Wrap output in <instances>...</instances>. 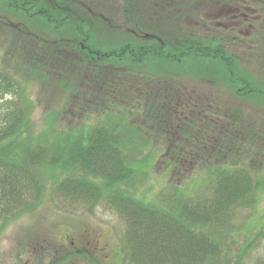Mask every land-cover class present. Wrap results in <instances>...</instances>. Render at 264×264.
Here are the masks:
<instances>
[{"label": "trees", "instance_id": "16d2710c", "mask_svg": "<svg viewBox=\"0 0 264 264\" xmlns=\"http://www.w3.org/2000/svg\"><path fill=\"white\" fill-rule=\"evenodd\" d=\"M119 2L124 23L118 25L94 0L85 3L92 13L70 0H0V236L42 205L55 173L65 175L55 192L61 202L90 209L104 202L118 214L129 264H224L231 222L264 188V132L242 121V110L224 128L211 104L181 105L185 87L170 81L174 76L149 75L161 64H188L193 74L201 72L205 86L224 78L239 102L264 97L223 49L224 36L199 31L208 32V22H198V7L234 6L238 0ZM11 16L22 18L16 27L6 19ZM186 18L196 19L198 27L183 26ZM117 61L131 73L101 75ZM89 65L96 68L86 74ZM46 79L68 94L69 109L77 99L89 100L93 89L106 94L104 109L95 111L101 120L80 125L82 130L56 131L60 114L51 112L44 131L34 136L35 105L25 84ZM66 109L61 116L71 118ZM158 159L172 185L157 203L140 197L136 183ZM198 177L210 188L188 196L186 183L193 179L198 189Z\"/></svg>", "mask_w": 264, "mask_h": 264}, {"label": "rangeland", "instance_id": "374dc122", "mask_svg": "<svg viewBox=\"0 0 264 264\" xmlns=\"http://www.w3.org/2000/svg\"><path fill=\"white\" fill-rule=\"evenodd\" d=\"M70 1L74 8L77 7L80 10L92 13L90 6H86V4L90 5V0ZM94 1L98 4L97 7L103 6L109 9L105 13H113L116 16L115 22L118 25L124 23V19L119 16L121 6L119 0ZM238 4L236 6H240V17L236 19L233 25L226 20L219 21L217 24L220 25L214 24L213 26L210 23V18L218 16L221 11L227 8L224 4L215 5L216 7H198L202 16L198 22L202 23L203 20L208 22L206 25L208 32L199 31L207 33V37L210 30L212 36L223 35V49L228 55L238 59L239 67L251 77L256 89L264 92V0H238ZM145 6H149V3H146ZM226 10L230 9L227 8ZM144 16L148 20L149 11H146ZM243 16H246V18ZM247 18L255 22L252 29H249L246 24H241ZM6 19H9L11 25L16 27L15 24L18 23L16 19L22 18L16 17L15 19L11 16ZM178 22L181 21L178 20ZM198 22L196 19L186 18L182 20V25L195 28L198 27ZM176 24L178 25L177 22ZM235 24H240V26H235ZM106 29L108 30V28ZM229 30L234 32L232 31L231 34ZM246 32L248 37L245 35ZM230 36L236 38L229 39ZM178 50L174 49L176 52ZM63 52V55H68L66 51ZM3 55L4 52L0 48V59ZM121 64L122 66H120ZM203 65L205 64L203 63ZM108 66L112 71L105 70L101 75L104 74L111 78L112 73L115 75L131 73L130 68L127 67L128 65L124 61L110 62L104 67ZM95 68L90 66L86 74H89V70ZM188 68V64H182L178 67L161 64L153 71L154 74H150L149 77L160 75V71L169 78L174 76V79L172 78L170 81H177L180 86L185 87V89L180 90L182 95L181 105L189 102L191 103L189 106L198 109L200 106L204 107L205 104H211L215 109V113L223 117L220 122H225L226 126L224 128L229 124V116L236 118V110H242L244 115L241 114V120L244 122L250 121L252 127L254 126L260 133L264 132L263 96L258 99L259 95H255V99H243V102H239L240 100L234 98L233 91L227 87L224 78L217 81L214 84L215 86L211 88L203 84L205 80L203 75H200L201 72L193 74L195 70L190 71ZM127 69L129 70L126 72ZM195 69L201 70V66ZM170 70H173V72L171 73ZM176 71H178L177 75L174 73ZM80 74L81 72L78 71L75 76L77 77ZM131 79H128L127 83ZM181 82L184 84L182 85ZM25 85L30 96L28 98L35 105L31 120L34 136L44 131L48 115L51 112L60 114L59 117L57 116L59 122L56 125V131L64 128L93 126L101 120L100 117L96 116L95 111L104 109L107 95L102 94L97 89L92 90L93 96L89 100L77 99L69 109V103L66 102L68 94L59 87L58 81L55 84V81L52 82L51 79H46L42 82H29ZM126 88H128V85H124V90ZM189 106L184 107L186 111H189ZM66 107L69 109L68 114L71 118L66 117V115L61 116V112L66 113ZM210 114H212V110H210ZM206 116V119L213 120L211 115L206 114ZM82 128L80 129L82 130ZM142 157V155H137V158L142 159ZM157 161L154 170L138 175L139 180L136 185L140 183L137 192L135 191L140 197H146L145 199L155 202L161 201V196L168 193L169 190H166L168 182L172 185L171 180L168 179L169 173L165 174L162 162L160 159ZM263 165L260 164L264 170ZM204 173L207 174V172H203L202 175ZM51 175L50 180L46 183L47 192L42 205L32 215H26L12 222L9 228L0 236V264H129L123 244L125 227L118 214L111 210L109 206L102 204L104 202L91 209L84 208L86 207L84 205H70L61 202L55 192L57 183L65 175L55 173H51ZM198 179L196 183L198 189L192 183L193 179L186 183L188 185V196L201 195L203 194L201 190L209 187L210 183L205 181L204 178L198 177ZM250 199L251 204L244 209H239L235 219L230 224L227 234L230 245L223 254L224 264H264V188H258ZM73 241L76 246L72 245ZM85 255L89 256L90 261L85 258Z\"/></svg>", "mask_w": 264, "mask_h": 264}, {"label": "flooded vegetation", "instance_id": "af4514ba", "mask_svg": "<svg viewBox=\"0 0 264 264\" xmlns=\"http://www.w3.org/2000/svg\"><path fill=\"white\" fill-rule=\"evenodd\" d=\"M236 5H239L238 3H236ZM236 5H231V6H225L227 7L228 9L230 10H224V11H221L220 14L218 16H215L213 17L212 19L210 18V23L214 26V24H217L219 23V21L221 20H226L227 22H229L231 25H233L235 22H236V19H239L240 17V6H236ZM251 11V10H250ZM252 12V11H251ZM230 14V15H229ZM227 17V18H226ZM244 18H246V16H243ZM242 17V18H243ZM231 19H234L233 21H229ZM241 20V19H240ZM243 20V19H242ZM248 22V23H245V22ZM251 21V22H250ZM250 22V23H249ZM253 23L255 24V22L253 20H250V19H245V21L243 20L242 21V25H247L249 29H252V27H254ZM249 24V25H248ZM217 25H220V24H217ZM235 26H240V24H235ZM247 28V29H248ZM232 31L233 30H229V32L232 34ZM234 32V31H233ZM252 32V31H251ZM246 37H248V33L246 32L245 33ZM231 37V36H230ZM228 37V38H230ZM236 38L235 36L232 37V39ZM244 39V38H243Z\"/></svg>", "mask_w": 264, "mask_h": 264}]
</instances>
